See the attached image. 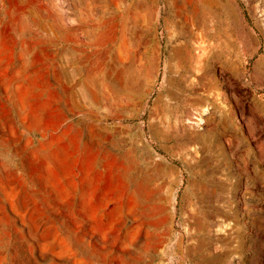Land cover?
Here are the masks:
<instances>
[{
  "label": "rangeland",
  "instance_id": "374dc122",
  "mask_svg": "<svg viewBox=\"0 0 264 264\" xmlns=\"http://www.w3.org/2000/svg\"><path fill=\"white\" fill-rule=\"evenodd\" d=\"M0 264H264V0H0Z\"/></svg>",
  "mask_w": 264,
  "mask_h": 264
},
{
  "label": "bare ground",
  "instance_id": "6f19581e",
  "mask_svg": "<svg viewBox=\"0 0 264 264\" xmlns=\"http://www.w3.org/2000/svg\"><path fill=\"white\" fill-rule=\"evenodd\" d=\"M140 5H141V3H140ZM138 6V5H137ZM146 7V6H145ZM134 8H136L135 6H134Z\"/></svg>",
  "mask_w": 264,
  "mask_h": 264
}]
</instances>
